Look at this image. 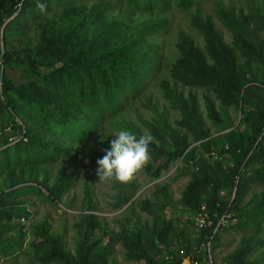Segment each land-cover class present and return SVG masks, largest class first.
Listing matches in <instances>:
<instances>
[{
	"label": "trees",
	"instance_id": "obj_1",
	"mask_svg": "<svg viewBox=\"0 0 264 264\" xmlns=\"http://www.w3.org/2000/svg\"><path fill=\"white\" fill-rule=\"evenodd\" d=\"M122 1L133 9L154 6L160 11L172 5L185 9L191 3V0ZM64 2L0 0V45L3 48L0 51V113L11 111L22 118V123L14 121L0 127L1 166L8 163L33 165L59 156L72 157L70 147L60 143L58 137L71 142L80 141L96 122L121 104L123 98L138 91L146 70L155 64L152 48L144 45L143 38L161 28L164 20L137 24L118 17L101 18L100 7L91 8L87 15L70 14L61 19L62 23L49 18L40 19L43 12L37 3L45 4L47 10L51 4ZM217 14L233 32L234 47L223 42L211 20L194 7L187 21L202 37L203 47L178 31L175 40L178 56L170 64V76L182 85L207 89L224 105H236L241 101L253 107L250 110L242 108L243 119L250 121V131L231 128L223 133L231 157L230 165L220 167L215 164L209 171L197 166L191 151H184L186 143L183 137L174 130L168 131L173 143L172 150L164 151V163L181 156L191 159L192 165L197 166L191 172L181 197L182 205L193 212H205L211 220V224L196 228L199 231L197 242L207 239L218 217L230 208L234 210L231 216L235 219L248 222L264 220V192L249 208L237 210L235 207L248 182L264 183V102L252 103L250 99L252 86L257 87L263 96L264 86L250 83L256 77L248 65L244 68L238 65L235 49L241 55L264 64V45L250 35L243 14H234L230 8H219ZM251 16L264 29V11H253ZM29 21L36 23L34 36L27 39L24 34ZM17 66H21L19 75L22 80L13 83L5 73ZM164 94L179 112L178 125L192 132L196 139H202L199 145L209 151L211 139L206 137L195 98L187 101L181 93L165 85ZM203 105L207 117L219 122L216 109L207 97H204ZM149 147L152 154L159 155L153 143ZM9 182L12 185L10 178ZM67 184L64 168L60 166L48 187L49 197L57 200ZM25 189L39 190L34 184L0 190V202ZM83 202L87 211L77 227L78 242L74 255L63 249L60 235L46 233L48 226L42 221L36 226L37 239L30 243L34 252L40 251L38 260L58 264H104V251L94 250L98 239L93 237L95 219L87 187ZM14 214L20 216L19 211H13L10 205L0 206V218L8 219ZM166 228L167 222L156 228L158 242H163ZM3 230L0 227V232ZM110 236L115 238L117 233ZM12 241L11 238L0 237V252L10 247ZM125 246L129 256L142 259L144 264H156L143 249L137 232L127 235ZM249 248V243L237 247L227 260L231 264H244L243 258ZM91 252L94 253L91 255ZM166 252L170 255L168 264L179 262L178 254L170 249ZM186 254L192 258L200 255L191 250Z\"/></svg>",
	"mask_w": 264,
	"mask_h": 264
},
{
	"label": "rangeland",
	"instance_id": "obj_2",
	"mask_svg": "<svg viewBox=\"0 0 264 264\" xmlns=\"http://www.w3.org/2000/svg\"><path fill=\"white\" fill-rule=\"evenodd\" d=\"M78 7L81 8L80 11L77 10ZM93 7L102 9L101 18L118 17L137 24L164 20L161 28L144 35L143 38L144 45L152 48L155 64L146 70L138 91L123 98L121 104L96 122L80 141L71 142L58 137L60 143L70 147L72 157L59 156L33 165H0V190L30 184L39 188L38 191L25 189L15 197L0 202V206L10 205L13 211L20 213L18 217L14 214L8 219L0 218V227L4 228L0 237L13 240L10 247L0 252V264H58L54 261L38 260L40 251L34 252L30 245L37 239L36 226L42 221L47 223L46 233L60 235L63 249L74 255L78 242L77 227L81 216L87 211L83 202L85 187L89 191L93 206V237L98 239L94 250L104 251V264H144L142 259H135L127 253L125 242L130 232H137L143 249L154 258L156 264H168V249L178 254L179 262L174 264H188L189 257L186 252L190 250H196L199 254L204 250L210 258V264H231L227 260L229 254L247 243L250 248L244 255L243 263L264 264V220L248 222L235 219L231 216L234 210L230 208L215 236H211L208 244L202 247L201 239L197 242L199 231L193 221L197 212L181 204L185 185L197 166L209 171L215 164L220 167L230 165L231 157L223 133L231 128H237L241 132L250 131V121L243 119L242 108L250 110L253 106L241 101L236 105H224L207 89L182 85L169 72L171 62L178 56L175 47L178 31L188 35L200 48L203 47L202 37L187 21L188 14L194 7L211 20L222 41L232 47L234 34L221 22L217 10L230 8L234 14H243L250 35L264 45V29L251 16L253 11H264V0H191L185 9L172 5L163 11L154 6L133 9L122 0H65L63 4H51L40 19L49 18L62 23L64 17L70 14L87 15ZM35 23L28 22L29 27L24 34L27 39L34 36ZM1 50L3 48L0 45ZM235 56L239 66L244 68L248 65L254 73L256 80L250 83L264 86V64L241 55L236 49ZM20 68L21 66L12 67L5 73L12 78L13 83L22 80L19 75ZM164 85L181 93L187 101L191 97L195 98V107L206 129V137L211 139L209 151L199 145L202 139H196L192 132L178 125L179 112L165 96ZM204 97L213 103L219 122L207 117L203 105ZM250 99L252 103L264 102V96L254 86L250 88ZM14 121L22 123L20 114L11 111L0 113V127ZM118 128L131 129L137 137L151 135L156 151L160 152L159 155L151 153V162L136 174L130 184L100 182L96 175V161L106 154V149H110L111 141L116 138L111 133ZM169 130H174L183 137L186 143L184 151H191L197 166L192 165L191 159L181 156L164 163V151L172 150L173 142L168 135ZM60 166L64 168L68 184L60 197L54 200L48 195V187L53 183ZM8 171H11L9 177ZM263 192L264 183L248 182L235 206L236 209L249 208ZM165 222L167 228L163 231V242H158L155 230ZM116 233L117 236L111 238L110 235ZM179 248L182 249L181 253L178 252Z\"/></svg>",
	"mask_w": 264,
	"mask_h": 264
},
{
	"label": "clouds",
	"instance_id": "obj_3",
	"mask_svg": "<svg viewBox=\"0 0 264 264\" xmlns=\"http://www.w3.org/2000/svg\"><path fill=\"white\" fill-rule=\"evenodd\" d=\"M37 7L41 12L46 11L45 4L37 3ZM111 135L116 138L111 141L110 149H106V154L96 161L98 181L130 184L136 174L151 162L149 145L153 138L148 134L137 137L127 128H118Z\"/></svg>",
	"mask_w": 264,
	"mask_h": 264
},
{
	"label": "built area",
	"instance_id": "obj_4",
	"mask_svg": "<svg viewBox=\"0 0 264 264\" xmlns=\"http://www.w3.org/2000/svg\"><path fill=\"white\" fill-rule=\"evenodd\" d=\"M226 215H228V214H226L224 212L218 217L217 221L214 223V226L211 229L210 234L208 235L209 238L207 240H205L206 242L205 241L200 242L202 244V247H204V244H208L209 239L211 238V236H213V234L215 232H217L218 228L221 226L220 223L222 222V220L224 221ZM193 221H194V225L196 226V228H200V227H203L205 225L211 224V220L206 216L205 212H202V211H198L196 213ZM193 251H196V250H192V252ZM178 252L181 253L182 249L179 248ZM188 257H189L188 264H210V258L204 250L202 251V253L197 258H192L189 255H188Z\"/></svg>",
	"mask_w": 264,
	"mask_h": 264
}]
</instances>
